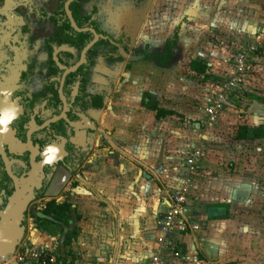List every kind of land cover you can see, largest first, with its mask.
Instances as JSON below:
<instances>
[{"label":"flooded vegetation","instance_id":"obj_1","mask_svg":"<svg viewBox=\"0 0 264 264\" xmlns=\"http://www.w3.org/2000/svg\"><path fill=\"white\" fill-rule=\"evenodd\" d=\"M112 1L0 0V93L10 91L9 103L20 108L0 135V250L11 243L17 250L37 206L46 209L71 197L75 183H87L90 156L103 152L111 137L103 121L124 65L169 69L180 55L189 15L161 42L157 35L166 29L155 27L156 0H132L136 11L129 0ZM163 58H169L165 66ZM6 106L0 95V109ZM49 144L60 148L53 165L42 163ZM33 218L37 227L45 216Z\"/></svg>","mask_w":264,"mask_h":264},{"label":"rangeland","instance_id":"obj_2","mask_svg":"<svg viewBox=\"0 0 264 264\" xmlns=\"http://www.w3.org/2000/svg\"><path fill=\"white\" fill-rule=\"evenodd\" d=\"M131 1L129 0L130 4ZM156 2L157 10L161 11L155 14L157 18L154 19L156 25L154 26L157 29L159 27L166 29L157 35V40L164 42L168 37L167 29L172 27L173 30L175 26L177 30L180 29L186 3L185 0H156ZM187 2L192 7L197 0ZM112 4L113 1L109 0V6ZM130 4H127L128 8L136 11L137 7ZM109 11H116V8L111 7ZM219 17L221 21L224 18L230 19L233 26L229 27L232 29H224V21L214 24L213 31L210 30L212 25H208L205 30H201L204 34L198 32L194 35L192 29L184 27L187 39L181 42L183 46L178 52L180 55L174 62L176 66L172 67L175 71L172 68L162 70L148 62L125 64L122 70L124 72L117 76L115 92L111 100L113 110L108 113L107 118L115 121L119 118V107L124 102L122 98L125 97L123 92L128 88L132 93L127 95H135L132 96V107L140 117L146 115L147 106L156 104L153 100L148 104V96L151 92H159L161 95L165 93L164 106L174 107L181 112L182 114L177 112L179 114L177 118L180 119L182 128L183 123L189 128L185 118L189 119L195 113L200 114L201 109L207 106L211 93L227 75L238 51L242 47L254 44L257 51L248 62L246 77L235 98V109L225 113L219 126L206 131V157L204 165L202 164L204 169L199 183L203 201L197 212L196 232H207L203 231L202 224L210 221L208 211L216 208L219 211L215 212L228 216L220 235L224 245L231 252L225 261L218 264H264V140H236L240 127L247 126L253 130L264 125V12L247 13L240 9L239 12L232 13L222 9L216 14L213 12L209 14V18H213L214 21ZM239 30H242V34ZM186 43L190 45L185 46ZM194 60L211 65L206 76L197 75L190 70L189 62ZM186 112L191 113L188 118L183 116ZM137 115L135 113V116ZM131 116L133 114L129 112V118H132ZM111 131L115 133L118 130L114 126L111 127ZM178 133L183 135V130ZM187 134L189 135L190 131ZM182 152L180 158H186L185 155L189 151ZM168 171L170 178L174 170ZM73 199L74 195H71L69 198H59L55 202L72 203ZM44 209L45 203L37 206L29 214V229L22 244H32L31 240L35 243L50 241V237L58 240L57 235L61 231L59 226L40 220H38V228L35 226L36 218L33 217L39 213L44 214L46 211ZM197 257L198 255H195V260Z\"/></svg>","mask_w":264,"mask_h":264},{"label":"crops","instance_id":"obj_3","mask_svg":"<svg viewBox=\"0 0 264 264\" xmlns=\"http://www.w3.org/2000/svg\"><path fill=\"white\" fill-rule=\"evenodd\" d=\"M187 1L185 0L183 14L189 15L191 19L185 24V28L192 29L194 35L198 32L204 34L201 30H205L208 25H212L210 30L213 31V25L223 21V28L230 29V19L224 18L221 21L219 17L214 21L209 18L211 12L216 14L222 9L232 13L239 12L240 9L247 13L264 12V0H197L192 7ZM210 22L212 23L209 24ZM239 33L242 34V30ZM186 39L187 34L184 33L183 41ZM200 55L203 56L202 53ZM177 58L170 68L176 66L174 62ZM208 67L211 65L208 64ZM170 68L162 70H171ZM125 91V97L122 98L124 102L119 107V118L116 121L108 118L103 121L109 135L111 133V137H107V148L101 153L95 151L90 156L88 170L84 173L87 183H75L72 189V223L80 232L67 248V253L75 264H148L155 248L159 222L168 211L171 196L186 173L185 161L198 144H203L206 148L205 135L208 130L203 128L205 108L201 109L200 114L195 113L191 118H185L189 128L184 123L182 128V123L177 118L182 113L174 107L164 106L165 93L161 95L159 92H151L149 95H152L156 104L145 112V116L140 117L132 107V96L135 95H127L132 93L128 88ZM152 108L174 112L175 115L158 119L157 112ZM129 112H132V118H129ZM190 114L186 112L183 116L188 118ZM114 126L118 131L112 133L111 127ZM186 129L188 133L190 131L189 135ZM182 130L183 135L178 133ZM185 150L189 151L185 155L187 157L180 158ZM205 157L206 150L194 178L188 207V215L195 227L198 208L203 201L199 183ZM172 169L174 173L168 178V170ZM215 211L219 210H209L210 221L202 224L203 231L207 232L189 231L173 236L177 248L186 258V262L176 261L175 264H218L226 260L231 252L224 245L220 232L228 219ZM61 231L57 235L58 240ZM31 241L33 244L49 242ZM195 255L199 257L196 260Z\"/></svg>","mask_w":264,"mask_h":264},{"label":"built area","instance_id":"obj_4","mask_svg":"<svg viewBox=\"0 0 264 264\" xmlns=\"http://www.w3.org/2000/svg\"><path fill=\"white\" fill-rule=\"evenodd\" d=\"M257 51V47H242L224 77L222 82L211 93L210 100L204 109L205 120L203 128H216L226 111L235 109V98L244 81L248 62ZM205 156V146L198 144L185 161L186 173L182 177L178 188L171 196L168 211L159 222L158 235L155 239V248L148 264H175L176 261L186 262L185 256L179 251L173 236L189 231H196L188 215L191 194L194 188V178ZM58 240L51 238L42 244H22L12 256L0 260V264H56Z\"/></svg>","mask_w":264,"mask_h":264},{"label":"trees","instance_id":"obj_5","mask_svg":"<svg viewBox=\"0 0 264 264\" xmlns=\"http://www.w3.org/2000/svg\"><path fill=\"white\" fill-rule=\"evenodd\" d=\"M171 48L172 46L170 45L167 51L168 54H171ZM168 60L169 58H163L161 65L165 66ZM190 70L201 76H206L209 73L208 64L202 61H192L190 63ZM152 110L157 112L158 119L175 115L174 112H167L159 110L158 108H152ZM249 139L255 141L264 140V125L254 128L253 130H250L247 126L240 127L236 135V140L246 141ZM73 213L71 204L65 203L58 205L53 202L48 204L44 212L45 219L40 218L42 222H48L51 225H57L62 228L56 264H75L70 260L71 255L67 253V248L73 243L80 232L79 228L72 223ZM226 219H228V216H226Z\"/></svg>","mask_w":264,"mask_h":264},{"label":"clouds","instance_id":"obj_6","mask_svg":"<svg viewBox=\"0 0 264 264\" xmlns=\"http://www.w3.org/2000/svg\"><path fill=\"white\" fill-rule=\"evenodd\" d=\"M0 95L5 96V104L7 105L3 109H0V135H5L10 131L9 126L13 123V121L18 119L20 108L15 104V102L9 103L8 97L11 96L10 91L2 92ZM59 153V147L49 144L42 153L44 157L42 163L45 165H53L55 162H57Z\"/></svg>","mask_w":264,"mask_h":264},{"label":"water","instance_id":"obj_7","mask_svg":"<svg viewBox=\"0 0 264 264\" xmlns=\"http://www.w3.org/2000/svg\"><path fill=\"white\" fill-rule=\"evenodd\" d=\"M22 234H23L22 231H20V234L18 235L20 240L23 238ZM12 244L13 243H11V245L8 246L7 248H5L3 250H0V260L6 259V258H8L9 256H12L15 253L16 248Z\"/></svg>","mask_w":264,"mask_h":264}]
</instances>
